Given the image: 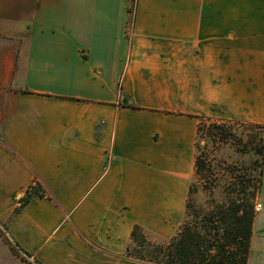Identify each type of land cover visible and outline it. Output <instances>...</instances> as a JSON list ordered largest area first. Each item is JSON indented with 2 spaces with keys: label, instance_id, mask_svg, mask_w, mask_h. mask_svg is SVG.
Instances as JSON below:
<instances>
[{
  "label": "crops",
  "instance_id": "crops-1",
  "mask_svg": "<svg viewBox=\"0 0 264 264\" xmlns=\"http://www.w3.org/2000/svg\"><path fill=\"white\" fill-rule=\"evenodd\" d=\"M202 114L264 124V0H0V264H154Z\"/></svg>",
  "mask_w": 264,
  "mask_h": 264
},
{
  "label": "trees",
  "instance_id": "trees-1",
  "mask_svg": "<svg viewBox=\"0 0 264 264\" xmlns=\"http://www.w3.org/2000/svg\"><path fill=\"white\" fill-rule=\"evenodd\" d=\"M135 0H131V5ZM197 126V148H199V136L202 129V120L209 118L204 114L199 116ZM210 119V118H209ZM256 126L261 129L264 124L231 120ZM207 137H217L223 141L234 136V132L224 122L216 120L211 122L207 129ZM251 135L248 144L250 151L255 155L252 162L255 163L259 174L255 176V182L250 187H234L220 198H213L207 210L196 207L193 199L194 184H190L186 200V212L182 223L175 234L166 242L160 243L148 238L145 229L140 224H134L131 232V243L127 247V253L140 261L154 264H248L253 233V222L256 216V199L261 189L262 167L264 165V136ZM208 142H205L207 144ZM205 162L200 154L196 155V173L203 169ZM42 193L36 187L28 192L25 201L33 194Z\"/></svg>",
  "mask_w": 264,
  "mask_h": 264
},
{
  "label": "rangeland",
  "instance_id": "rangeland-1",
  "mask_svg": "<svg viewBox=\"0 0 264 264\" xmlns=\"http://www.w3.org/2000/svg\"><path fill=\"white\" fill-rule=\"evenodd\" d=\"M134 5V2H133ZM210 118V119H209ZM203 119L202 129L199 136L198 153L205 162L203 169L197 174L191 184L195 186L193 199L197 208L207 210L212 206L211 196L214 188L213 198H220L234 187L247 186L255 182V176L259 173L254 160L255 155L250 151L248 140L251 135L258 134L257 141H260V135L264 136V128L250 126L237 121H231L226 118L211 117ZM224 122L234 132L228 142L221 141L217 137H207V129L211 122ZM205 142H208L205 144ZM209 187V188H208ZM257 203V199H256ZM256 209V205H255ZM148 238L152 241L164 243L168 236L156 237L152 232H146ZM250 264H264V259L253 253Z\"/></svg>",
  "mask_w": 264,
  "mask_h": 264
},
{
  "label": "built area",
  "instance_id": "built-area-1",
  "mask_svg": "<svg viewBox=\"0 0 264 264\" xmlns=\"http://www.w3.org/2000/svg\"><path fill=\"white\" fill-rule=\"evenodd\" d=\"M23 204H24L23 201H19V202H18V205H19V206H22ZM260 207H261V204L258 203V204L256 205V210L260 209ZM23 256H24V258H25L26 260H29V259H30V256H29L28 254H24Z\"/></svg>",
  "mask_w": 264,
  "mask_h": 264
}]
</instances>
